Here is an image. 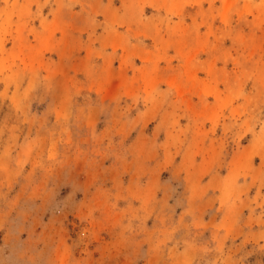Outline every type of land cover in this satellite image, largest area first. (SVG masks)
Returning a JSON list of instances; mask_svg holds the SVG:
<instances>
[{
    "label": "rangeland",
    "instance_id": "obj_1",
    "mask_svg": "<svg viewBox=\"0 0 264 264\" xmlns=\"http://www.w3.org/2000/svg\"><path fill=\"white\" fill-rule=\"evenodd\" d=\"M0 264H264V0H0Z\"/></svg>",
    "mask_w": 264,
    "mask_h": 264
}]
</instances>
